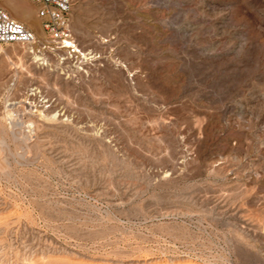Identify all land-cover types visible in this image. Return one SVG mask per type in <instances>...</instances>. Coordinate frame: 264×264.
Returning a JSON list of instances; mask_svg holds the SVG:
<instances>
[{
    "label": "rangeland",
    "instance_id": "obj_1",
    "mask_svg": "<svg viewBox=\"0 0 264 264\" xmlns=\"http://www.w3.org/2000/svg\"><path fill=\"white\" fill-rule=\"evenodd\" d=\"M70 20L80 67L0 47V264H264V0Z\"/></svg>",
    "mask_w": 264,
    "mask_h": 264
},
{
    "label": "built area",
    "instance_id": "obj_2",
    "mask_svg": "<svg viewBox=\"0 0 264 264\" xmlns=\"http://www.w3.org/2000/svg\"><path fill=\"white\" fill-rule=\"evenodd\" d=\"M2 0H0L1 3ZM35 9V18L40 22V32L16 21L0 4V47L16 45L31 57L45 58L56 55L60 65L80 67L91 58L78 48L71 35L70 13L72 0H26ZM79 70V69H78ZM40 102L38 108H42ZM36 106H33V110ZM10 122V119L7 118Z\"/></svg>",
    "mask_w": 264,
    "mask_h": 264
},
{
    "label": "bare ground",
    "instance_id": "obj_3",
    "mask_svg": "<svg viewBox=\"0 0 264 264\" xmlns=\"http://www.w3.org/2000/svg\"><path fill=\"white\" fill-rule=\"evenodd\" d=\"M6 4H7V7L9 8V10H11L15 15L20 16L24 21H27L29 23H31V22H33V23L34 22L39 23L38 25L40 27L39 20H37L35 18V9H34L33 6H31V5H25V6H23L25 8V10H23L21 13H19L17 11V9H16L17 8L16 5L19 4V2L17 0H6ZM10 118H12V115L10 116ZM186 264H191V263L187 262Z\"/></svg>",
    "mask_w": 264,
    "mask_h": 264
}]
</instances>
